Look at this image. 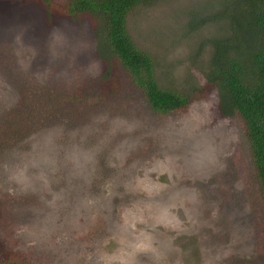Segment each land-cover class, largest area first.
<instances>
[{"label":"rangeland","instance_id":"1","mask_svg":"<svg viewBox=\"0 0 264 264\" xmlns=\"http://www.w3.org/2000/svg\"><path fill=\"white\" fill-rule=\"evenodd\" d=\"M231 1L155 0L129 13L128 33L153 58L159 85L200 93L169 115L154 113L122 72L113 97L90 105L88 80L100 71L84 55L68 60L67 30L46 14L2 19L0 243L14 254L2 264H163V244L186 264H264V207L241 126L201 93L225 23L195 25ZM0 2L5 16L14 0ZM19 3L44 11L38 0ZM40 96L55 100L57 115L37 114ZM17 105L22 121L9 113L20 117ZM90 220L105 230L87 236ZM176 230L186 234L166 238ZM209 234L217 249L197 254L194 240Z\"/></svg>","mask_w":264,"mask_h":264},{"label":"trees","instance_id":"2","mask_svg":"<svg viewBox=\"0 0 264 264\" xmlns=\"http://www.w3.org/2000/svg\"><path fill=\"white\" fill-rule=\"evenodd\" d=\"M21 1L14 0V4L9 2L11 7L3 11L5 16H1L0 12V28H7L6 22H2L3 18L11 21L19 13L31 16L36 13L42 16L46 14L49 23H57V26L67 30L63 33L66 41L62 47L68 54V60L70 61L72 56L84 55L93 60L100 71L88 80L87 87L97 92V99H86L90 105L113 97L119 83L116 72H122L126 76L131 85L141 92L147 106L158 115L184 112L192 101L199 97L200 93L191 96L161 87L156 77L153 58L137 47L128 33L129 13L134 8L148 5L155 0H69L65 3L38 0L44 11H35L29 4L19 3ZM213 22H224V30L210 42L211 54L201 93L203 95L209 92L215 96V113L218 117L239 122L258 194L264 207V0H232L231 3L222 5L213 16L197 22L195 27ZM74 63L77 62L71 64ZM6 67L9 66L2 63L3 76L13 77L8 83L11 86L16 79L10 73L11 67ZM82 76L81 72L75 75L79 80ZM23 89L26 88L17 92H25ZM33 102L41 111L38 115H45V111L51 108L57 115L55 100L50 97L33 98ZM13 109L21 116L15 117L10 110L11 117L22 121L24 114L19 105ZM95 167L98 171L105 169L101 164ZM101 176L103 180H107L106 172L99 175V178ZM90 222L92 227L84 232L87 236L92 237L105 230L104 223L95 220ZM183 234L186 232L176 230L168 233L166 238L174 240L175 236L181 237ZM159 242L161 243L160 240ZM194 242L195 251L200 255L212 254L217 249L210 234L199 243L196 240ZM167 247L163 244L162 250L165 257L170 258L162 261L163 264L187 263L180 260L178 252ZM13 255V251L0 243V264L3 260H11ZM10 264L23 263L13 261Z\"/></svg>","mask_w":264,"mask_h":264}]
</instances>
